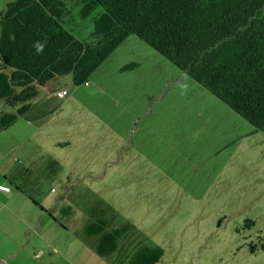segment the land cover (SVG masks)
<instances>
[{
  "label": "rangeland",
  "instance_id": "rangeland-1",
  "mask_svg": "<svg viewBox=\"0 0 264 264\" xmlns=\"http://www.w3.org/2000/svg\"><path fill=\"white\" fill-rule=\"evenodd\" d=\"M63 2L62 27L86 41L99 7L83 20L77 0ZM71 83L50 80L0 132L11 192L17 185L44 210L45 263L125 264L145 245L162 249L158 264H264V134L134 36L87 84ZM0 112L15 109L0 102ZM196 113L232 127L199 131ZM92 214L106 231L131 226L107 256L83 235ZM18 252L14 264L44 263Z\"/></svg>",
  "mask_w": 264,
  "mask_h": 264
},
{
  "label": "trees",
  "instance_id": "trees-1",
  "mask_svg": "<svg viewBox=\"0 0 264 264\" xmlns=\"http://www.w3.org/2000/svg\"><path fill=\"white\" fill-rule=\"evenodd\" d=\"M77 4L83 20L99 7L86 41L62 27L63 0H8L0 10V102L15 109L0 112V132L31 112V100L50 80L66 75L73 86L87 84L90 74L134 36L264 134V0H77ZM105 220L92 214L83 229L84 236L97 237L95 253L101 257L115 251L118 239L131 229L125 224L106 231ZM256 250L251 245L249 251ZM162 252L139 245L125 264H158Z\"/></svg>",
  "mask_w": 264,
  "mask_h": 264
},
{
  "label": "crops",
  "instance_id": "crops-1",
  "mask_svg": "<svg viewBox=\"0 0 264 264\" xmlns=\"http://www.w3.org/2000/svg\"><path fill=\"white\" fill-rule=\"evenodd\" d=\"M7 1L2 0L0 10ZM206 115L203 118L202 114H194L190 118V125L199 131L209 128V131L214 132L219 126H224L229 129L232 127V124L229 122L223 124L221 120L214 121L210 119L211 115L209 113ZM10 173L11 169L8 166L0 168V176H2L0 177V184L7 186L9 189L7 193L0 191V235L2 236L0 239V264H14L15 257L17 256L15 254V248L19 250L18 255L23 252L24 256L28 259L33 258L38 262H44L42 258L47 255V251L45 252L44 248L51 247V243L40 234L42 229H47L46 220L42 219V215L38 212L40 206L37 205L32 208L34 205L28 201L30 197L28 196L29 198H27L23 191L20 190V187L18 188L16 185L13 188V193L11 192V188L8 185L11 183ZM17 223L20 226L19 230L16 229L19 227ZM2 226L5 227L4 230L1 228ZM16 233L18 234L16 235ZM36 239H39L42 243H37ZM50 263L44 262L42 264Z\"/></svg>",
  "mask_w": 264,
  "mask_h": 264
},
{
  "label": "built area",
  "instance_id": "built-area-1",
  "mask_svg": "<svg viewBox=\"0 0 264 264\" xmlns=\"http://www.w3.org/2000/svg\"><path fill=\"white\" fill-rule=\"evenodd\" d=\"M65 95H66L65 90H61L60 92L56 93V97H58V98H61ZM0 191H2L3 193H7L9 191V189L7 188V186L0 184ZM50 192H52V190H50Z\"/></svg>",
  "mask_w": 264,
  "mask_h": 264
},
{
  "label": "clouds",
  "instance_id": "clouds-1",
  "mask_svg": "<svg viewBox=\"0 0 264 264\" xmlns=\"http://www.w3.org/2000/svg\"><path fill=\"white\" fill-rule=\"evenodd\" d=\"M42 47H43L42 45L38 44V45H37V50H38V51H42Z\"/></svg>",
  "mask_w": 264,
  "mask_h": 264
}]
</instances>
